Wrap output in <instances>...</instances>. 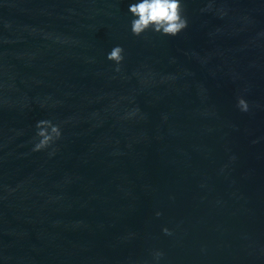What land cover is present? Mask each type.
Returning a JSON list of instances; mask_svg holds the SVG:
<instances>
[{
    "label": "water",
    "instance_id": "obj_1",
    "mask_svg": "<svg viewBox=\"0 0 264 264\" xmlns=\"http://www.w3.org/2000/svg\"><path fill=\"white\" fill-rule=\"evenodd\" d=\"M128 3L0 0V264H264V0Z\"/></svg>",
    "mask_w": 264,
    "mask_h": 264
},
{
    "label": "clouds",
    "instance_id": "obj_2",
    "mask_svg": "<svg viewBox=\"0 0 264 264\" xmlns=\"http://www.w3.org/2000/svg\"><path fill=\"white\" fill-rule=\"evenodd\" d=\"M181 5L182 0H129L127 12L130 14V31L137 36L149 29L164 35H176L187 24V17L183 14ZM122 52V47L115 45L106 53V59L115 61L118 66L123 60ZM237 107L246 112L249 105L241 97L237 101ZM53 130L56 132L55 137L43 135L47 130L40 129L38 125V134L43 135V139L34 145L35 150L39 149L45 141L50 142L59 137V131ZM156 215L160 213L157 212ZM162 231L168 233L170 230L164 227ZM154 255L158 260L163 253L157 250Z\"/></svg>",
    "mask_w": 264,
    "mask_h": 264
}]
</instances>
